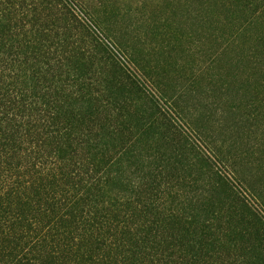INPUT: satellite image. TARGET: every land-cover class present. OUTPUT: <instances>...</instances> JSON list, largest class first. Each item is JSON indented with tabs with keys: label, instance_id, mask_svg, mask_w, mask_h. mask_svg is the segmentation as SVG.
<instances>
[{
	"label": "trees",
	"instance_id": "obj_1",
	"mask_svg": "<svg viewBox=\"0 0 264 264\" xmlns=\"http://www.w3.org/2000/svg\"><path fill=\"white\" fill-rule=\"evenodd\" d=\"M112 2L0 0V264H264L263 152L196 125ZM206 8L264 29V0Z\"/></svg>",
	"mask_w": 264,
	"mask_h": 264
},
{
	"label": "rangeland",
	"instance_id": "obj_2",
	"mask_svg": "<svg viewBox=\"0 0 264 264\" xmlns=\"http://www.w3.org/2000/svg\"><path fill=\"white\" fill-rule=\"evenodd\" d=\"M204 3L116 0L104 14L131 46L141 37L145 61L167 95L192 85L180 95V107L225 153L231 157L236 148L249 151L251 146L264 155V102H252L250 116L242 114L255 88H264V29L256 25L234 34L239 18L201 9ZM154 24L158 36L148 33ZM234 103L240 109L224 111ZM240 169L246 173L250 167ZM250 174L254 186L263 188L256 170Z\"/></svg>",
	"mask_w": 264,
	"mask_h": 264
}]
</instances>
